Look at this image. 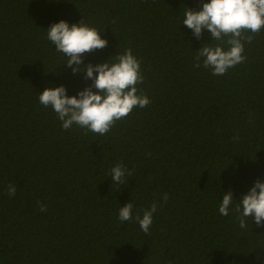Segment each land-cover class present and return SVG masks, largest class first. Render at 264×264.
<instances>
[{
  "label": "trees",
  "instance_id": "trees-1",
  "mask_svg": "<svg viewBox=\"0 0 264 264\" xmlns=\"http://www.w3.org/2000/svg\"><path fill=\"white\" fill-rule=\"evenodd\" d=\"M202 2L0 0V264H264V227L219 213L225 192L234 208L264 181V30L224 75L195 68L212 37L197 40L182 20ZM60 20H85L108 41L84 65L129 48L141 62L151 103L103 136L62 129L39 103L46 87L73 96L92 84L48 41ZM117 163L134 170L125 185L108 175ZM129 201L133 216L157 203L150 234L118 221Z\"/></svg>",
  "mask_w": 264,
  "mask_h": 264
},
{
  "label": "clouds",
  "instance_id": "clouds-1",
  "mask_svg": "<svg viewBox=\"0 0 264 264\" xmlns=\"http://www.w3.org/2000/svg\"><path fill=\"white\" fill-rule=\"evenodd\" d=\"M182 24L197 40L202 39L205 30L212 37L211 42H205L196 50L193 66H203L212 75L222 76L245 61V43L251 44L254 37L264 30V0H207L197 10L185 7ZM100 33L85 20L71 24L60 20L46 29L47 39L54 50L66 58L64 64L72 69L74 75L85 73V79L92 81L91 85L73 96L67 94L64 85L46 87L39 93V103L56 113L64 130L76 125L84 130L85 135L91 132L103 136L118 121L126 119L134 108L143 109L151 103L144 90L138 87L144 83V76L141 62L130 48L103 63L84 65L85 54L107 47L108 41ZM133 174L134 170H129L123 163H117L108 172L112 182L118 185H125V177ZM16 191L15 185L7 186L10 197L15 196ZM168 199L165 193L163 201L166 203ZM234 200L231 190L223 194L219 205L222 216H228L231 208L237 214L241 229L248 227V220L254 221L257 227H264V181L257 179L232 208ZM37 204L40 211H47L46 205L40 201ZM133 207L131 201L121 206L118 221L135 220L145 234H150L153 214L158 210L157 203L142 210V214L137 210L135 216Z\"/></svg>",
  "mask_w": 264,
  "mask_h": 264
}]
</instances>
